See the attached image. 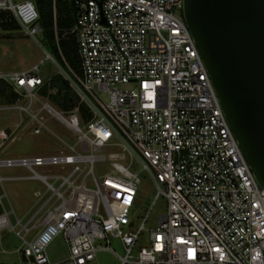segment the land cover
<instances>
[{
	"label": "built area",
	"instance_id": "1",
	"mask_svg": "<svg viewBox=\"0 0 264 264\" xmlns=\"http://www.w3.org/2000/svg\"><path fill=\"white\" fill-rule=\"evenodd\" d=\"M183 5L184 0H74L76 24L65 36L76 40L77 73L62 53L56 28L61 63L38 40L43 30L35 1L0 0V13L12 15L22 36L45 53L31 69L0 72V85L16 98L0 110L19 112L22 135L46 133L59 147L51 154L0 158V169L30 173L0 175V185L37 181L45 188L33 194L15 225L8 195L0 193V233L13 231L22 241L16 251L21 264H53L47 250L59 236L69 251L60 264H98V253L111 251V240L126 251L118 255L121 264H264V189L225 118ZM53 15L56 22V0ZM48 61L78 97L70 111L39 97L52 85L41 74ZM97 164L105 169L101 176ZM141 172L150 175L155 202L163 199L167 211L148 231V246L136 252L153 208L138 231L129 230L140 202ZM12 253L0 244V254Z\"/></svg>",
	"mask_w": 264,
	"mask_h": 264
},
{
	"label": "water",
	"instance_id": "2",
	"mask_svg": "<svg viewBox=\"0 0 264 264\" xmlns=\"http://www.w3.org/2000/svg\"><path fill=\"white\" fill-rule=\"evenodd\" d=\"M183 18L264 189V0H184Z\"/></svg>",
	"mask_w": 264,
	"mask_h": 264
},
{
	"label": "rangeland",
	"instance_id": "3",
	"mask_svg": "<svg viewBox=\"0 0 264 264\" xmlns=\"http://www.w3.org/2000/svg\"><path fill=\"white\" fill-rule=\"evenodd\" d=\"M22 1L26 0H13L14 3ZM38 40L41 42L43 48L61 63L58 53L52 51L44 33L38 37ZM44 57V50L34 40L22 36L20 30L4 31L0 23V72H15L31 69L34 65L39 64ZM41 74L44 79H51V83L56 78L61 77L59 69L50 61L41 66ZM48 92L47 96L49 97L56 93V89L50 88ZM47 96H44L43 93L39 94L40 98H46ZM102 97L105 98L104 95ZM50 102L56 109L60 110L51 100ZM7 105L10 104H1L0 108ZM19 121H21L19 112L0 110V131H5L6 129L11 131V136L8 141L0 146L1 159L26 157L35 154H51L58 150L59 147L56 140L46 133L34 135L31 132H27L25 135H22L24 125L16 126L17 123H20ZM49 128L66 140V134L56 125L50 124ZM15 136L17 138L11 142V139ZM134 170L139 171V166L136 165ZM38 171L41 172L40 169ZM104 171V167L99 164L95 165V173L97 176H101ZM0 175L2 177H18L29 176L30 173L23 168H5L0 169ZM140 179L141 184L139 185L138 191L140 202L138 206L134 207L130 215L131 225L129 230L132 232L138 231L152 206L153 208L145 223L147 231L142 233L136 252L141 247L148 246V231L157 228L160 215L165 214L167 211L166 203L163 199L155 202L156 189L150 175L147 172H141ZM4 191L8 195V203L6 206L9 210L14 211V215H11V222L12 225H15V219L23 218L30 204L34 201L33 194L35 192L44 193L45 188L37 181H5L0 185V193L2 194ZM0 212H3L1 207ZM17 230L18 228H16ZM0 244L8 252H13L8 255L0 254V264H21L20 253L16 251L22 247V241L16 237L15 232L8 230L2 231L0 233ZM110 248L111 251L98 253L96 260L98 264H121L118 255L123 257L126 254L121 242L119 240H111ZM47 255L53 264H60L68 258L69 251L62 236H59L51 244L47 250Z\"/></svg>",
	"mask_w": 264,
	"mask_h": 264
},
{
	"label": "trees",
	"instance_id": "4",
	"mask_svg": "<svg viewBox=\"0 0 264 264\" xmlns=\"http://www.w3.org/2000/svg\"><path fill=\"white\" fill-rule=\"evenodd\" d=\"M40 15V26L47 38L52 51L58 53L56 44L55 28L59 36V45L69 66L77 73H81V63L78 58L77 44L74 37L65 36V32L76 24L74 0H56L57 18L53 15V0H34ZM0 23L4 31H19L20 27L14 17L8 13H0ZM59 56V53H58ZM60 58V56H59ZM61 62V59H60ZM56 89V93L50 95V100L63 111L72 110L78 97L70 88V85L62 77L56 78L51 87ZM50 88H44L42 93L48 95ZM15 96L10 92L5 84L0 85V105L13 104ZM83 116L88 114L85 105L80 106ZM11 131L6 129L0 131V146L8 141Z\"/></svg>",
	"mask_w": 264,
	"mask_h": 264
}]
</instances>
